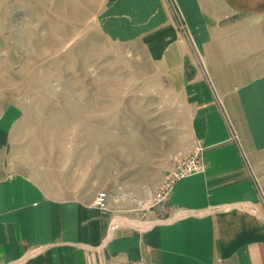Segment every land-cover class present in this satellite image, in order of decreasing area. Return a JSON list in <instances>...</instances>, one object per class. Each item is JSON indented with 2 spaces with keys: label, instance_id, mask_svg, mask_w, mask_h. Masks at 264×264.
<instances>
[{
  "label": "crops",
  "instance_id": "0c3cea01",
  "mask_svg": "<svg viewBox=\"0 0 264 264\" xmlns=\"http://www.w3.org/2000/svg\"><path fill=\"white\" fill-rule=\"evenodd\" d=\"M175 1L192 25H206L205 71L195 65L185 78L186 59L171 62L182 61L184 114L205 170L175 183L163 219L112 231L111 214L94 207V189L78 183L62 192L43 171L10 172L22 156L20 109L11 107L0 120V264H264V63L238 45L231 21L261 16L264 0ZM168 2L117 0L102 25L114 39L162 47Z\"/></svg>",
  "mask_w": 264,
  "mask_h": 264
},
{
  "label": "rangeland",
  "instance_id": "374dc122",
  "mask_svg": "<svg viewBox=\"0 0 264 264\" xmlns=\"http://www.w3.org/2000/svg\"><path fill=\"white\" fill-rule=\"evenodd\" d=\"M115 1L0 0V120L20 109L22 156L10 172L43 171L62 192L78 183L106 192L105 212L138 224L164 218L166 202L155 204V194L165 172L201 149L184 114L182 61L171 62L186 59L185 78L195 65L205 71L206 25H192L169 0L158 30L164 51L152 39L123 42L102 25ZM231 21L238 45L264 63V11Z\"/></svg>",
  "mask_w": 264,
  "mask_h": 264
},
{
  "label": "built area",
  "instance_id": "2783aa9c",
  "mask_svg": "<svg viewBox=\"0 0 264 264\" xmlns=\"http://www.w3.org/2000/svg\"><path fill=\"white\" fill-rule=\"evenodd\" d=\"M201 150V149H200ZM200 150L195 152L190 156L188 160L177 159L173 163V166L169 171L165 172L162 183L155 194V204H160L162 202H167L169 198L170 191L177 181L180 179L190 176L205 170L206 164L200 154ZM123 198V197H122ZM94 207L106 211L108 209V194L103 191H99L94 199ZM118 222L116 220L112 221L110 230L115 231L119 228ZM129 264H155L146 259H140Z\"/></svg>",
  "mask_w": 264,
  "mask_h": 264
}]
</instances>
